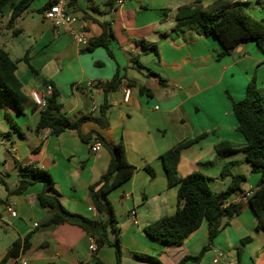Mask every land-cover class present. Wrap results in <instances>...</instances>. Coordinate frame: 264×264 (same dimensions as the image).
I'll return each instance as SVG.
<instances>
[{
  "label": "crops",
  "instance_id": "1",
  "mask_svg": "<svg viewBox=\"0 0 264 264\" xmlns=\"http://www.w3.org/2000/svg\"><path fill=\"white\" fill-rule=\"evenodd\" d=\"M20 1L8 0L0 16V47L13 60L28 56L29 64L20 61L16 75L30 98L19 112L0 95V236L5 241L0 264H15L20 258L28 264H95L97 259L103 264H117L115 249L97 244V251H92L90 247L96 241L80 227L45 225L53 213L38 202L42 183L29 186L21 194L12 192L21 179L19 166L35 165L51 174L68 211L95 221L102 219L91 202L89 188L107 171L111 155L104 147L94 152L93 145L82 142L73 130L58 136L50 129L37 131L45 107L40 104L51 88L33 74L29 65L60 90L62 113L70 119L98 116L104 102L99 83L120 73L121 87L108 96L110 127L101 129L87 121L81 131H98L112 144L123 141L128 160L136 166L131 179L108 196L117 216L121 264H150L138 255L158 257L162 264H178L186 256H197L206 246L209 249L200 262L187 264H211L218 252L223 253L220 264H264V231L257 228L258 220L249 203L260 175L243 151L227 157L214 151L223 141L240 146L245 143L237 130L232 102L245 97L254 77L258 87L264 86V54L259 47L243 44L218 59L223 48L215 36L173 32L179 8L197 0H123L122 4L115 0H76L69 8L78 18L75 30H84L94 38L102 33V23H110L114 32L112 56L103 47L84 52L87 45L77 43L65 31L58 33L45 19L43 9L51 0H32L10 23L12 7ZM201 1L205 5L213 3ZM139 41L156 45L159 55ZM147 69L160 75L166 84L161 85ZM129 81L137 86H129ZM138 86L149 92L141 94ZM203 134L204 138L182 151L179 175L200 171L211 179L216 193L228 190L234 175H243L246 179L241 191L226 200L227 205L242 203L243 207L212 241L208 219H204L181 245L168 246L144 231L149 224L173 216L179 208L178 186L169 187L161 156L176 144ZM227 164L230 169L223 176ZM148 166L154 176L145 169ZM9 205L16 211L15 217L7 212ZM134 210L137 223L131 214ZM28 235V249L3 263L13 243ZM115 237L112 233L111 239ZM248 237L251 240L243 244Z\"/></svg>",
  "mask_w": 264,
  "mask_h": 264
},
{
  "label": "trees",
  "instance_id": "2",
  "mask_svg": "<svg viewBox=\"0 0 264 264\" xmlns=\"http://www.w3.org/2000/svg\"><path fill=\"white\" fill-rule=\"evenodd\" d=\"M55 0H51L43 11L51 6ZM116 1V0H115ZM114 1V2H115ZM8 0H0V16ZM32 0H21L13 5L10 23L19 17L29 6ZM76 0H72L70 6H74ZM113 2L107 3L111 6ZM245 3L233 0H216L205 5L201 0L183 5L179 8L176 16V25L173 32L178 34L192 32L197 35H213L220 42L223 51L218 54V59L230 55L234 50L247 43H255L264 54V20H257L244 8ZM86 16V13L83 14ZM102 33L91 38L84 52H92L96 48H105L112 56L110 44L114 38L113 28L110 23H102ZM139 43L159 55L156 45L146 41ZM25 61L29 64L28 56L20 60H13L8 52L0 47V92L9 106L16 111H23L24 106L29 103L30 98L24 93L23 85L16 75L17 64ZM33 74L51 88V93L46 98V104L41 111V117L37 131L50 129L54 135L73 130L77 132L79 139L87 144L93 145L101 142L106 148L111 160L107 171L100 177L99 181L89 188L91 202L102 216L100 221H95L79 214L72 213L66 209L61 202L57 191L54 188V180L51 174L35 165H20L18 168L21 179L14 194L23 193L29 186L35 183H42L43 188L37 199L41 207L48 208L53 213L45 223L46 226L71 224L80 227L88 235L93 237L98 246H111L115 249L117 264H121V242L118 237L117 216L113 205L108 199L111 192L126 183L133 176L136 166L127 157L126 145L123 141L112 144L98 131H91L84 134L81 126L87 121H93L101 129H108L110 122L108 111L110 103L108 96L117 91L122 84V78L118 72L110 81L102 83L104 91V102L100 106L99 115L96 117L82 116L77 119H70L62 113L60 102L61 92L56 85L29 65ZM141 68H144L139 64ZM150 75L157 77L161 85L166 81L157 73L147 69ZM129 86H137L129 81ZM141 94L149 92L144 86H138ZM232 110L237 119V130L245 139L244 145L231 141H223L215 145L214 151L220 157H227L239 151L246 154L247 160L253 170L260 175L259 185L256 191L249 197L250 206L258 220L257 228L264 231V86L258 87L254 77L247 86L245 97L240 101L232 102ZM6 119L11 117L6 113ZM206 134L194 139L186 140L176 144L165 152L161 159L164 164L169 187L178 186L179 208L170 217H164L144 228V231L151 238L161 241L168 246H179L195 230H197L204 219H208L209 239L212 241L225 228L231 219L242 210V203L226 204L227 198L236 192L241 191V183L245 176L234 175L233 185L223 193H216L211 188V179L200 171L193 172L185 177L179 175L178 165L183 150L191 147ZM151 176L155 175L152 167L145 168ZM227 164L222 172L225 176L229 172ZM116 234L111 239V234ZM30 235L22 241L20 239L13 243V246L6 253L2 262L11 257H18L21 251L28 249ZM250 237L244 239L243 244L249 242ZM209 249L206 246L197 256H186L178 264H187L192 261L200 262L205 252ZM143 261L150 264H162L158 257L138 255ZM95 264H103L99 259Z\"/></svg>",
  "mask_w": 264,
  "mask_h": 264
},
{
  "label": "built area",
  "instance_id": "3",
  "mask_svg": "<svg viewBox=\"0 0 264 264\" xmlns=\"http://www.w3.org/2000/svg\"><path fill=\"white\" fill-rule=\"evenodd\" d=\"M71 2L72 0H55L51 6H49L44 10V17L49 23H51V25L57 30L58 33L65 31L69 33L77 43L81 45H88L91 39L89 37V34L84 30H75L73 28V26L78 22V18L69 11ZM116 3L122 4L123 0H116ZM129 95H130V91L129 89H127L125 93V99L127 101L129 99ZM45 104L46 101L43 100L40 106L44 107ZM101 147H102L101 142H96L93 144L92 150L95 152L99 150ZM6 210L13 217L17 215L16 211L11 205L7 206ZM131 214L134 218V222L137 223L135 217L136 211L135 210L132 211ZM90 248L94 252L97 251L98 249L97 243L94 242ZM222 258H223V253L218 252L211 264H220ZM15 264H28V262L26 259L20 258V260L16 261ZM226 264H233V263L227 262Z\"/></svg>",
  "mask_w": 264,
  "mask_h": 264
},
{
  "label": "rangeland",
  "instance_id": "4",
  "mask_svg": "<svg viewBox=\"0 0 264 264\" xmlns=\"http://www.w3.org/2000/svg\"><path fill=\"white\" fill-rule=\"evenodd\" d=\"M206 2H214L216 0H205ZM245 3L244 8L250 13L252 17H254L257 20H264V0H260V2H256L255 0H249L243 2ZM16 42V40H14ZM1 91V90H0ZM0 95H4L2 92H0ZM1 153V152H0ZM3 156V153L0 154ZM2 174H6L5 170L1 169ZM1 176V175H0ZM0 186L3 187V185L0 184ZM1 206V205H0ZM5 247V241L3 238L0 236V252L3 250Z\"/></svg>",
  "mask_w": 264,
  "mask_h": 264
}]
</instances>
